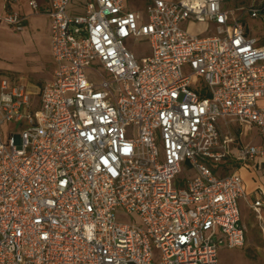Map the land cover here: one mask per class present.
I'll list each match as a JSON object with an SVG mask.
<instances>
[{
    "label": "built area",
    "instance_id": "1",
    "mask_svg": "<svg viewBox=\"0 0 264 264\" xmlns=\"http://www.w3.org/2000/svg\"><path fill=\"white\" fill-rule=\"evenodd\" d=\"M73 1L49 0L54 71L37 104L0 82V264H221V247L246 242L241 202L264 225V197L230 170L264 159L233 129L264 137V43L243 21L264 23V0ZM25 20L0 15L16 31Z\"/></svg>",
    "mask_w": 264,
    "mask_h": 264
},
{
    "label": "rangeland",
    "instance_id": "2",
    "mask_svg": "<svg viewBox=\"0 0 264 264\" xmlns=\"http://www.w3.org/2000/svg\"><path fill=\"white\" fill-rule=\"evenodd\" d=\"M141 2L142 0H137V2L126 0V9L131 11H142ZM249 2L250 0H226L225 5L227 8H235L241 5H247ZM76 3L77 1L75 0L74 4ZM243 21L250 34L260 38L261 42L264 43L263 21L259 19H250L247 16L244 17ZM39 25L41 28L39 31L40 34L31 33L30 30L18 32L13 27L0 22V82L4 79L7 80L10 85L27 82H37L39 85H42L44 81L50 77L52 68L50 63H46L48 62L49 54L44 42L46 28L42 23ZM185 28L189 32L199 36L213 34L207 32L206 24L186 22ZM129 47L138 57H142L150 52V44L148 41L129 45ZM185 72L190 73V70L186 68ZM31 94L33 103L36 105L38 91H33ZM257 107H264V98L257 100ZM14 130V124L6 123L2 125L1 134L3 139L7 141L10 135L14 133ZM234 130L236 133H240L245 143L249 142L253 137H255L254 142L256 144L264 142V137L259 134L257 129H254L252 132L244 128H241V131L237 128H234ZM247 166L248 165H239L237 167L240 169ZM213 167L221 169L223 164H214ZM236 168H230L231 172L232 170H236ZM243 173L241 174L245 177V182H250V175ZM187 176L188 175L182 171L173 181V185L175 187L180 186V184L187 179ZM257 178L264 187V168L261 173L257 174ZM241 210L242 220L246 226L247 234L245 245L235 249H229L227 246L221 247L219 251L220 262L221 264H264V225L244 202H241ZM116 220L121 223L141 225L140 220L135 215H129L123 212L117 213ZM158 258L159 257H156V261Z\"/></svg>",
    "mask_w": 264,
    "mask_h": 264
},
{
    "label": "crops",
    "instance_id": "3",
    "mask_svg": "<svg viewBox=\"0 0 264 264\" xmlns=\"http://www.w3.org/2000/svg\"><path fill=\"white\" fill-rule=\"evenodd\" d=\"M30 1L32 0H16V1H12L11 3H9V5L6 7L5 4V0H0V15H3L6 10L8 11H12V12H16L19 13L22 16L26 17V20L24 21V28L21 31L18 32H24L27 30H30L31 33H39L40 31V23L45 25L46 28V36H45V46L47 47V51H48V62L46 63H50L51 65V74L50 77L47 78L45 82L49 81L52 79L53 76V71H54V60H53V56H52V49H51V21L49 16L47 15V11L49 10L50 6H49V0H35L38 5L39 8L38 10H34L31 6H30ZM77 3L74 4L75 0L72 2V4L70 5V12H81L82 11V3L81 0H76ZM131 2H137V0H130ZM149 0H142V2L140 3V5H142V8L144 9L146 4L148 3ZM126 2V0H125ZM142 9V10H143ZM3 23V22H1ZM5 24V23H4ZM45 75V74H44ZM43 83V84H44ZM26 84V86L28 87V89L30 90V92L33 91H39V88L43 85H39V83H35V82H27L24 83ZM239 125H234V128H237L238 130L240 129V127H238ZM253 131V130H252ZM251 131V132H252ZM235 132V130H234ZM239 132V131H238ZM236 133V132H235ZM239 137L240 134L236 133ZM255 137L251 138V140L249 142H254ZM242 140V137H241ZM246 142V143H249ZM242 143H245L242 140ZM232 168V167H230ZM264 168V159L263 160H259L258 162H256L255 164L252 165H248L247 167H242V168H236L237 172L242 176L244 183H245V187L246 190L248 192L249 195V199L253 200L255 198L258 197H264V187L263 185L258 181L257 178V174L261 173V171ZM244 171V173H243ZM248 174L251 177V181L250 182H245V177H243V175L241 174ZM245 203V202H244ZM245 205H247L245 203ZM246 239H247V235H246Z\"/></svg>",
    "mask_w": 264,
    "mask_h": 264
},
{
    "label": "trees",
    "instance_id": "4",
    "mask_svg": "<svg viewBox=\"0 0 264 264\" xmlns=\"http://www.w3.org/2000/svg\"><path fill=\"white\" fill-rule=\"evenodd\" d=\"M241 215H242V212H241ZM242 222H243V220H242ZM244 223V222H243Z\"/></svg>",
    "mask_w": 264,
    "mask_h": 264
}]
</instances>
